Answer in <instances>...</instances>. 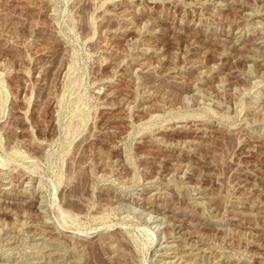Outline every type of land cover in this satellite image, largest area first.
<instances>
[{
	"label": "rangeland",
	"instance_id": "rangeland-1",
	"mask_svg": "<svg viewBox=\"0 0 264 264\" xmlns=\"http://www.w3.org/2000/svg\"><path fill=\"white\" fill-rule=\"evenodd\" d=\"M0 264H264V0H0Z\"/></svg>",
	"mask_w": 264,
	"mask_h": 264
},
{
	"label": "bare ground",
	"instance_id": "bare-ground-1",
	"mask_svg": "<svg viewBox=\"0 0 264 264\" xmlns=\"http://www.w3.org/2000/svg\"><path fill=\"white\" fill-rule=\"evenodd\" d=\"M82 236V235H81ZM120 243V242H119Z\"/></svg>",
	"mask_w": 264,
	"mask_h": 264
}]
</instances>
